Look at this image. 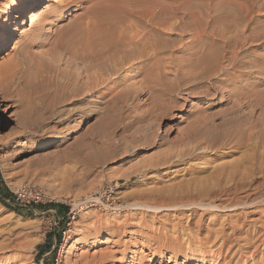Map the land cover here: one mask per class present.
Segmentation results:
<instances>
[{"label":"bare ground","instance_id":"1","mask_svg":"<svg viewBox=\"0 0 264 264\" xmlns=\"http://www.w3.org/2000/svg\"><path fill=\"white\" fill-rule=\"evenodd\" d=\"M87 1H92L90 7L76 16L72 15L76 11L73 7L50 5L47 0L25 1L24 8L20 4L15 5L13 11L7 13L8 17L17 18L15 13L20 8L22 10L17 24L18 37L13 46L27 37L26 44L31 47L42 36L46 37V26H55L53 34L48 36L47 55L52 62L62 61L66 68L72 70L63 74V89L74 98H89L88 103L95 96L112 95L113 103L109 99L114 108L110 116L112 121L104 125L106 129L120 132L119 146L124 140H129V146L124 145L130 150L162 146L164 142L155 140L154 126L173 118L172 114L178 112L181 100L186 101L196 95L208 98L213 106H224L218 113L219 117L209 113L204 115L202 110L194 109L196 112L192 111L191 121H187L189 123L179 133L178 140L144 161L142 169L136 171L142 176L157 172L159 180L174 173H181L183 177L157 190L163 196L161 200L165 201V207L155 206L151 210L155 213L160 209L179 211L191 206L237 211L264 207V20L259 19L261 9H255L248 0L228 1L229 8L223 11L193 10L195 8L188 3L192 6L196 3L189 2L191 0H169L168 4L164 3L167 6L160 5L157 0ZM70 2L62 1L65 6ZM200 6H203L202 3ZM24 11L28 12V18L23 15ZM64 12L73 17L66 25L58 27L65 18ZM8 44L11 47L13 41ZM29 52H22L20 60L26 66H36L35 60L38 63L41 59L31 57ZM18 65H15L14 71L4 72L2 76L0 71V85L13 83ZM42 72L38 71L39 77ZM137 77H141L140 83H127ZM140 96L144 97L142 104L146 108L149 106L147 111L137 116L132 114L131 118L129 115L132 120L123 121L127 118L125 107L130 103V112H133ZM93 102L89 104V112H92ZM133 127L137 129L125 135ZM83 139L86 140L85 136ZM85 146L81 142L74 150L81 152ZM102 148L114 151L116 146L107 139L102 142ZM206 155L210 162L202 166L199 163L196 166L189 164ZM235 155L237 158L226 160ZM258 191L262 193L256 196ZM241 193L246 195L239 197ZM94 202L101 201L95 199ZM106 206L119 208L112 197ZM172 227L176 229L179 224L175 223ZM233 227L227 236L223 233V226L210 230L203 238L196 233L190 236L187 232L189 238L186 240L193 248H182L184 253L173 249V257H180L187 263L199 261L204 264L206 258L202 251L207 247V256L216 258L210 263L221 264L222 259L238 246L234 257L237 255L239 261L246 258L255 262L258 248L264 247V225H258L250 234L245 232L244 247L239 246L237 237L233 239L234 242L225 250L226 255L223 250L227 243L233 241L230 240L232 235L242 234L243 231ZM261 261L264 262V254ZM12 264H16L15 259Z\"/></svg>","mask_w":264,"mask_h":264},{"label":"rangeland","instance_id":"2","mask_svg":"<svg viewBox=\"0 0 264 264\" xmlns=\"http://www.w3.org/2000/svg\"><path fill=\"white\" fill-rule=\"evenodd\" d=\"M25 1L28 0H0L1 76L4 72L14 71L15 65L20 63L12 85H0V195L6 199L5 204L17 212L9 210L0 202L1 263L6 264L7 260V264H10L15 259L16 264H202L199 261L184 262L180 257H173L171 251L174 249L184 253L182 251L185 249L182 248L186 246L192 249V244H188L186 240L189 233L190 236L196 233L199 238H203L210 230L222 226L226 236L230 235L233 226L241 228L242 234L232 235L230 240L237 237L239 246L244 247L245 232L250 234L258 225H264V207L227 211L190 206L189 209L181 208L179 211L160 209V212L155 213L151 207L163 206L165 202L161 200L163 196H160L157 190L174 184L183 177L181 173H174L176 177L170 175L159 180L157 172L143 176L136 172L142 169L144 161L163 152L169 144L178 140L179 133L189 123L187 121H191L192 111L195 113L198 109L197 111L202 110L204 115H218L224 106H213L208 98L196 95L186 101L181 100L178 112L172 114L173 118L163 123L158 122L159 124L156 122L157 126H154L157 130H154L155 140L164 142L162 146L145 149L136 147L131 151L126 148L130 144L129 140H124L119 146L120 132L105 127L110 123L112 110L114 111L111 104L112 95L93 97L94 106L92 112H89V104H92L91 101L88 103L89 98H74L63 89L64 73L72 70L66 68L62 61L52 62L47 55L48 36L53 34L55 26H46V37L42 36V40H38L31 47L26 44L27 37L13 46L18 37L17 27L22 10L20 8L15 13L17 18L8 17L7 13L13 11L14 6L18 4L24 8ZM47 1L50 5L58 4L62 8L73 7V10H76L73 16L82 13L92 4V1L87 0H70L65 6L63 0ZM157 1L162 6L169 3V0ZM206 1L191 0L189 2L196 3V6L188 4L195 8L193 10L223 11L229 8L226 3L231 2ZM248 1L252 2L255 9H261L263 15L261 14L259 19L264 20V0ZM32 7L29 6L30 9ZM22 13L28 18L27 11ZM64 13L65 18L58 27L66 25L73 17ZM9 41H13L11 47ZM22 52H29L31 57L41 61L37 63L35 60L36 66H26L20 60ZM39 70L44 71L40 77ZM137 78L127 83H140L141 77ZM139 101L137 100L133 112H130V103L125 107L124 114L127 118L123 121L132 120V114L137 116L138 113L141 115L144 110L147 111L149 106L146 108L147 106L142 104L144 97L140 96ZM136 129L131 128L125 135ZM84 136L86 140L83 139ZM107 139L116 146L114 151L102 148V142ZM81 142L86 146L81 152H76L74 147L81 145ZM235 158L236 155L226 160ZM209 160L211 161L206 155L189 164L196 166V163H199L200 166L210 162ZM259 193L262 192L258 191L256 196H259ZM19 194L21 197L16 201ZM245 195L238 194L239 197ZM111 197L116 199V205L119 207L117 209L120 210L106 206ZM95 199H100L102 203L94 202ZM198 221L200 224H196ZM173 223L179 224V227L174 229ZM172 240H175L174 243ZM234 240L226 244L223 254H226V248ZM237 248L238 246L233 248L230 255L226 254L221 264H264L261 261L264 247L258 248L255 262L246 258H242L245 262L239 261L237 255L234 257ZM208 249L206 247L202 251L206 258L204 264H211L210 262L216 259L207 256Z\"/></svg>","mask_w":264,"mask_h":264},{"label":"trees","instance_id":"3","mask_svg":"<svg viewBox=\"0 0 264 264\" xmlns=\"http://www.w3.org/2000/svg\"><path fill=\"white\" fill-rule=\"evenodd\" d=\"M0 182H1V180H0ZM6 196H8V194L6 193L5 194ZM5 198H3L1 195H0V202H1V204L4 206V207H6V208H8L9 210H11V211H15L13 208H11V206H9L8 204H5ZM16 212V211H15ZM17 213V212H16ZM39 247H41V246H39ZM47 248V247H46ZM48 249V248H47ZM47 251V250H46Z\"/></svg>","mask_w":264,"mask_h":264},{"label":"built area","instance_id":"4","mask_svg":"<svg viewBox=\"0 0 264 264\" xmlns=\"http://www.w3.org/2000/svg\"><path fill=\"white\" fill-rule=\"evenodd\" d=\"M20 197H21V194H19V195L16 197V201H18ZM35 199H36V198H35Z\"/></svg>","mask_w":264,"mask_h":264}]
</instances>
